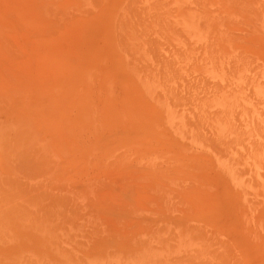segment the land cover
<instances>
[{"label":"rangeland","instance_id":"374dc122","mask_svg":"<svg viewBox=\"0 0 264 264\" xmlns=\"http://www.w3.org/2000/svg\"><path fill=\"white\" fill-rule=\"evenodd\" d=\"M0 1V5L3 8L8 7L10 9L11 5L16 4L15 6H20L24 9L23 10L21 8H18L19 10H16L17 8H15V6H12L11 9H14L12 11H17L18 13L16 14L20 15L16 16L14 15V13H10V10H3L0 6V17L3 20H6V22L2 21V24H8L10 22L9 26H15L14 28L10 27L12 29H10L9 26L5 24L4 28L2 27L3 25L0 26L1 28H3L0 29V41L2 44H0V46L2 47L0 48V62L1 64L3 62L2 65L4 66V63H6L7 65V60L4 59H7L5 58L6 55L8 59L10 56V62L12 63H10L8 60L9 66L11 64L13 67L15 63V67L17 68L16 69L13 67V71L11 70V66H5L10 72H16L15 75L10 73L3 66V75L5 74V72H8L7 75L9 74V78H5L7 75L5 74V77L2 75V65H0V78L4 79L3 81H1L2 79L0 80V87L4 86L5 89L3 90L2 87L0 88V90H2V92L7 90V92L4 94L0 92V97L4 96L5 94L6 96L8 94L13 95H8L10 99H8L9 97H4L6 98L5 104L9 101L10 102L4 106V108L6 109H4L5 115L3 114V111V113L0 112V120L3 121L4 124H8L9 122V124L16 126L15 130L13 129L12 134H10L11 141H16L15 139L17 138V134H19L18 131L20 129L28 128L25 129L26 131H28L29 128H31L32 130L34 129L33 132L29 131L34 134V136L31 137L36 138V136H40L39 138L37 137L38 142H40L44 147L48 143L49 146H52H46V148H50V151L52 153L51 156L47 157L51 162L50 163L48 161L49 164L47 163V171L45 167L44 170H42L40 165H37L40 162H32L36 164H31L32 166H34V168L39 167L38 169L42 170V172L38 170L39 174L36 175L37 172L35 171L37 169H32L30 171V169L33 167L31 166L30 169L27 168L28 166L30 167L29 164L31 163V160L29 159L30 157L28 156L29 151H24V153L27 152V154H23V150L17 155L11 153V155L13 154L15 156L12 155L13 158L9 159V156H3L4 153H6L4 152L5 148L6 150L9 148V140L7 139V143H4V145H2L3 142H0V144L2 145L0 146V148L4 147L3 153L0 150V180H3V182L0 181V215L3 219H5L0 221L3 222L0 226V236L2 237H0V241L2 240L0 242V264H19V260H22L23 258H25V260H22L23 264H32L31 259L33 260V258L34 260L37 259V264H39L40 261H44V264H47L46 262L50 261L52 262L48 264H59V262H61L60 264H135L137 260H139V264H141L140 261H142V264H154L153 260H157L161 264H167L168 262L172 263V261L174 262V260H176L177 262L175 264H181L182 262H184L182 264H194L196 261H198V264H204V260H201L200 258V260H196V258L200 256L203 257H201L202 259L209 258L206 259L205 262L209 260V262H211L212 264H264V145H261L258 148H256L255 146V142L258 139L262 141L261 144H264V138H259L261 133L258 132V135L256 137H251L247 134H244L247 143V145L244 146V152L246 154H249L250 156L247 157V155L243 154V156L240 157L243 159V163L241 165H238V171H234L233 167L230 166L228 168L227 164L226 166L224 164H221L223 162L221 159L222 157H216L214 155L215 153L210 150L209 147L208 149L210 151L206 148H203L202 142L198 141L199 139L197 137L196 139L198 140H194L197 142H194L192 140L195 138V136H189L187 134H185L186 137L185 135L181 134L180 136H184L185 138H180V136L178 135L181 132L178 131L176 127H172L171 125H169L167 122L165 123L167 125H165L163 122H160L158 126L154 124V121L156 120V118H158V115L161 119H163L161 117L162 113L160 111V114L157 115L156 111L158 110L152 102V99L147 95L144 85L142 83L139 84L136 81L135 68L128 65L133 58H131L132 51L130 47L138 46L140 42L151 39L153 37V34L151 32L152 27L149 26L150 24L155 28H159L161 25H166L165 23L167 21L173 20L174 22H172L171 24L172 26L176 24L173 27H178V32H174L176 31V29L174 28L175 30L173 29L172 33H176L175 37L177 39L181 41V39L189 40L193 37V39H190L193 41V43L191 44H185L187 41L185 42V40H183L181 44L182 47H187L186 45L194 46L196 45V37L202 36L201 31L205 32L206 30H208L206 27H210L211 23H213L211 17H213L214 15L212 14H216L217 10L222 8H226V11L230 10L234 12L236 4L235 2H233V0H193V3L190 0H167L170 1V4H167L168 2H166V4L171 5V8H173L171 11L168 10V15L170 13L173 15L170 14L171 19L170 17H167L169 19H164L163 17L162 19L166 20L165 22L162 20L164 24L161 23V20L159 18L160 16H157L156 18V15L158 13L155 10L158 8V12H161V9L163 10L164 8L169 7H162L161 9H159V4L156 6L153 5L155 3L154 0H152L153 2L148 0H146V2H144L145 0H69L72 3L68 2V0ZM11 1H14L12 2L13 4L10 3ZM41 1L42 3H46L42 4L41 6ZM34 2L36 3L34 4ZM140 2L145 3V5L148 4L147 7H150L151 11H147L148 9L145 5L138 4ZM187 2L190 6H188ZM70 4L72 6H70ZM149 4H151L153 8L151 7V5L149 6ZM161 4L165 5L164 3L160 2V5ZM193 4L195 5V8L193 7L195 10L190 9L191 5L193 6ZM39 5L40 7H38ZM29 9H34L37 11L39 9L40 11H43L32 12L31 10L29 11ZM140 9H142L143 12L146 11L148 13H141L142 11H140ZM21 10H23L22 13L20 12ZM129 10H133L134 12H131ZM25 11H29L30 13H26L31 15H26L24 17ZM197 11H200L199 13H202V15H197ZM4 12H6L8 16ZM135 12H137L136 14H148L147 17L138 16V18H145V21H148L149 19L151 20L149 14H154L152 17H155L157 21L160 22V24L156 23L157 21H154L155 18H153L152 22L149 21V25H145V23L147 24V22H145L144 20L142 22L138 18H136L137 16ZM195 12L197 14H195ZM42 13L43 16L45 14L46 15L43 17ZM158 15H161V13ZM18 17H20L21 19H19ZM49 17L52 20H50ZM135 18L136 20H138L136 21ZM146 18H148V20ZM198 18L200 19L197 21ZM31 19H36L34 21L40 19L38 20L39 22L37 21V23H40V26H37L36 23H33ZM194 19L196 20L193 21ZM228 19H224V25L226 27L227 25H229L228 27L230 30L233 29L235 32H237V34H235V38L233 39L234 45L230 46H238L242 49L244 48L245 51L244 49L241 51H244V54H248L249 56V58H244H248L250 63L253 62V71L264 73V64H262L264 63V34L260 33L261 31L264 32V28H260L261 30H259V28H257V30L256 28L252 29L250 27L252 26L251 20L249 21L248 19L247 21H249V23H244V25L241 24H243V22L246 20H244L243 22L239 21V23L242 22L240 25L236 23L238 20H242V18L234 19V23L232 21L233 18ZM25 21L28 22V24H25ZM50 21L51 23H49ZM227 21L228 24L226 23ZM229 22L232 24H229ZM194 23H196L200 27L203 24L202 27L204 29H199L197 26L195 27ZM21 24L26 28L24 29ZM45 24H47L48 27H46ZM52 24H56V26L54 25L53 27ZM234 24L239 25V27ZM246 25L250 29L246 27L244 32L246 31V29H249L250 31L244 33L243 29ZM50 26H52L51 29ZM179 26L181 27L180 30ZM182 27H184L183 31ZM6 28L9 30H6ZM15 28L18 30V33L17 31L15 32L17 33L16 36H27L26 34H29L28 32L31 30L30 37L33 36L35 38H27L28 41L25 40L26 37L21 39L19 37V39L16 38L14 36L15 33L13 32V29ZM31 28H34V31ZM26 29H29V31ZM209 29L210 31H213V28ZM10 30L13 31L11 32ZM24 30H26L27 33ZM38 30L39 32L42 31L43 34H45L43 35L42 32L38 34ZM23 31L24 33H21ZM35 31H37L38 33L36 34ZM240 31H242L244 34H242V32ZM182 32H189L184 36L187 35L186 37H191L179 38L181 37V35H183ZM5 33H7L6 36L9 35L6 37L8 38L9 42L6 40L3 41L2 36L5 35ZM177 33H180L181 35ZM196 33L200 36L196 35ZM146 34L147 36H145ZM242 35H246L248 37L247 42L244 41V38L247 39V37H242ZM10 36H12V38H10ZM13 36L15 37L14 39H18L20 42L18 43L17 40V42H15L16 45H23L19 47L21 49H19L18 46L14 47V40H12L11 42ZM41 37H46V39L44 38V40ZM60 37H64L63 40L55 39ZM20 40L23 41L21 42ZM43 40L45 41V46L40 47L43 45ZM24 41H26V43ZM36 43L39 45H37ZM40 43H42V45ZM50 43H52L50 45L51 47H47ZM27 44L30 46V48ZM28 48L30 49V51ZM31 48L34 50L35 54L32 53L33 50H31ZM234 48L236 50L237 47ZM1 49L6 50L4 52ZM237 49L240 51L239 48ZM19 50L21 52H18ZM13 51H15V53H13ZM248 51L250 53H245ZM16 53L18 55L16 56L17 59L14 57V54ZM24 53L26 54L25 57ZM37 53L40 55H38ZM43 56L44 59L42 58ZM46 56H48V58ZM57 56L61 60V65L59 62H57V60L59 59L57 58ZM115 57H118L119 59H116ZM15 59L17 63L14 62ZM56 62L57 64H55ZM49 65L52 67H50ZM256 65H258L261 69ZM52 68H54L55 70ZM137 68H140V66H138ZM18 69H20L21 72ZM40 69L47 70H45V73L43 72V77L40 76ZM57 70L62 71H59L60 73H58ZM55 71L58 73V75L57 73H55ZM17 73L19 76H17ZM13 75H15L17 79H20H15ZM129 75L130 77H128ZM39 76L41 77L40 80ZM12 78H14L15 80ZM42 78L43 80H45L44 78H46L45 81L47 82L43 81ZM129 79H131L130 83ZM16 80L19 82V85L17 84L18 82ZM20 81L22 82L20 83ZM39 81L41 82L39 83ZM127 83L132 85L135 90L134 93L132 92L133 88L131 86H128ZM124 89L127 90L126 93V90ZM14 96L15 98H13ZM134 96H138L135 97L136 100ZM11 99H14L15 103L14 101L11 102ZM135 101L137 103L136 106L134 104ZM129 102H133V104ZM11 103H13V105L15 106H12ZM142 103L144 105L141 106ZM7 105L10 106V110ZM133 106L136 108H133ZM12 107H14L15 110ZM22 107L24 108V110ZM79 107L81 108L79 109ZM82 107L86 108L82 111ZM7 111L12 112V115H10V113L9 115H7ZM142 113H146V115H143ZM149 113L150 120L147 118V114ZM174 117L175 116H173L172 118H178ZM7 118L9 120L11 118L13 123L15 124H13L11 120L8 121ZM153 118L155 119L154 121L152 120ZM45 119L52 122H45ZM146 120L147 122H149V124L151 123L152 126L151 124L149 125ZM1 121L0 124H2ZM64 122H67L69 126L63 128L66 125V123ZM162 123L163 126L167 127L168 129L160 126V124L162 125ZM5 126L7 127L8 125ZM55 126H57L60 131L56 128H52ZM8 127L10 128V126ZM47 127L48 129L46 130H49V134L48 131L45 132V134L49 136V138L52 137V139L54 140L60 138V135H62L64 132V135L61 136V139H59L60 141L56 140L58 141L57 143L51 139L47 140L49 141L48 143L47 141H45V139H47L48 137L44 136L45 134H43V130L41 131V129ZM49 127L52 128V131ZM16 128H18V131L16 130ZM171 129H173V131ZM168 130H170V132ZM37 131H41L40 134ZM55 131L58 132L59 135L56 136V134L54 133ZM162 131L167 132L165 133ZM34 132L36 133V136ZM60 132L62 134H60ZM176 132H178L179 134ZM26 133L28 134V132ZM51 133H54V135H52ZM21 134L22 136L24 135L23 132H21ZM67 134L69 135V137L67 136ZM171 134H174V136H171ZM0 135L1 137L5 136L7 138V132L4 130H0ZM31 137L25 136L26 139H32ZM188 137H190V139ZM169 138H173V140L170 141ZM178 139H180L181 141L177 142L179 141ZM40 140L43 142H41ZM53 141L55 142V144ZM188 141L191 144H189ZM31 142H28L27 146L30 147ZM45 142L46 144H44ZM197 143L198 145H196ZM189 145H191L192 147ZM201 147L203 150H201ZM16 156L21 158V160L18 159V161H21L20 163H18L17 161L16 162L19 164V166L23 162V164H25L24 168L27 169L26 171H20V168L16 169L18 164L16 162L14 164L13 162L16 160L14 159ZM31 158H33V156ZM11 160L12 162L10 163ZM27 171H29L32 175H30V173H27ZM43 172L47 175H45ZM33 174H35L36 176H33ZM55 177L56 179H54ZM51 178L54 181L51 180ZM108 179L110 180L108 181ZM25 180L28 182H25ZM48 182L51 185L47 186ZM153 182L157 183L154 184ZM160 183L164 186L167 183L169 184H167V187L165 186L162 190L163 185L161 186V188H159ZM31 184H34L35 186ZM60 184H64L62 188ZM131 185H133L132 188ZM137 185L140 186V188L135 187ZM155 185L159 186L157 191H155V188H157ZM169 185L172 186L170 187ZM5 187L7 190H5ZM52 187H55V189L53 190ZM21 188L25 190L20 191L22 190ZM122 188L123 190L121 191ZM151 188L155 192L151 191ZM168 188L169 190H167ZM31 189L34 191H32ZM56 189H58V192L55 191ZM70 189L72 190L70 191ZM120 191L121 195H119ZM168 191L169 193H171V195H173L172 193L175 192V196H170L169 193H167ZM20 192L25 194H22ZM40 192L42 193L40 194ZM82 192H84L85 194ZM114 192L116 193V195ZM126 192L127 194H125ZM138 192L140 196L137 195V197L136 194H138ZM157 192L160 194L164 192L167 194V196L163 194L165 196L164 197L161 194L160 197L159 194H157L159 196L157 197L160 198L159 200H163L164 202H159L156 205V203L158 202V198L156 199L155 194L153 195L152 193ZM21 194L24 197L22 196V198H20L19 196H21ZM32 194H34V196L38 199L35 198V200L33 199L34 202L30 203V200L32 201V199H30L32 198ZM38 194L40 195L38 196ZM44 196H48L50 199L62 201L63 207L66 206L67 208L73 209L69 211V215L66 213H62L63 218L61 217L57 220L51 221L50 223L52 224L50 225V227H48L47 225H49L50 223H47L50 220V217H48V215H45L46 212H44L43 209L42 213V207L40 206V201H43ZM81 197H83L82 200H84L85 202L87 201V203L83 202L84 204H80L82 200H77L81 199ZM64 198H68V200ZM105 198L106 200H104ZM164 198L170 200H166ZM23 199L25 202L28 201L27 203H30V205L28 204V208L26 206L27 203L25 206L19 205V203H21L20 201ZM71 200H74L76 204L79 203L78 206L83 205L84 209H87L86 211H90V213L95 210L96 212L94 211L93 215L96 217L94 218L93 216V219L91 218L93 222L91 220L85 219L86 217H84L83 219V216H81V214L84 215V213L80 212V209L82 211L83 209L77 207L75 205V202H71ZM123 201L125 202V205L127 204L126 208H124L125 206L123 205ZM153 201H155L156 203ZM70 202L74 203L71 204L73 205V207H71ZM166 202H168L169 204ZM38 203L39 205L37 206L39 207H37L38 210L35 211V214L37 212V214L39 215H34V209L32 208L33 210H31L30 212V206H34V204ZM85 204H87L88 207L89 205L92 206L88 209V207L86 208L87 205L85 206ZM149 204L151 205L148 206ZM18 205L20 206V208ZM118 205L120 206L118 207ZM174 205H176L178 208ZM156 206H158L159 208ZM74 207L76 209L78 208L77 211L74 209ZM128 207L130 208L128 209ZM131 207L133 209H131ZM9 208H12V210L8 211ZM98 208H100L101 210ZM161 208L164 209L161 210ZM19 209L22 210V214H19L21 213ZM25 210H28L30 213L27 215L26 212L28 213V211L25 212ZM72 210H75L76 212ZM86 211L85 213L87 215L89 212L87 213ZM24 215H26L25 218ZM65 215L68 217L67 219ZM35 216H38V218H36ZM42 216L47 217L44 218L46 219L45 221L44 219H42ZM77 216H79L78 222L80 223H77L78 225H75ZM87 216L88 218H90L91 215ZM70 217H73V219H75L76 221H74L72 218L69 219ZM96 218L98 219L97 221L95 220ZM23 219L28 220H25L27 221L25 222L23 221ZM62 219L63 221H65V219L67 221L63 223ZM68 219L74 221V223H70L71 221L69 222L74 229L72 228L70 230L71 227L69 226L68 229L67 225H65V223L68 222ZM39 220L46 223L43 222L44 225H41L40 223L42 222H37ZM23 222L25 223L24 226L22 225L24 224ZM91 222H98L97 224L94 223L95 225H93L95 227L99 226V228H94L91 225ZM35 223L38 224L36 225ZM55 223H59L57 224L59 226H56ZM69 223L68 225H70ZM118 223L122 224L118 226ZM158 223H160L161 225ZM88 224H90L93 229H90ZM81 225H83V228H85L86 234L83 233L84 230L82 229ZM44 226L47 227L44 228ZM54 226H56V229L54 228ZM74 226H77V229L80 227V230L76 231V228ZM174 226L177 227L175 228ZM38 227H43L42 231L44 234H41L42 231ZM65 227L68 231L65 229ZM63 228L65 230H63ZM87 228L91 231L90 235L89 233L87 234ZM184 228H187V231ZM145 229H149L151 230V232H149L148 230L146 233L144 232L146 231ZM39 230L41 233L37 232ZM50 230H52L53 232ZM56 230H60L61 232H58ZM97 230L99 233L95 234ZM117 230L118 232H115ZM179 231L181 233L179 235H182L183 237L181 236V238L183 239H180V236H178ZM136 232L142 233L137 234ZM148 232L150 233V235ZM51 234H53L55 237H53V235ZM152 234L153 236L155 235L154 237H156V240L153 236H151ZM175 234L176 236H178V240L187 242V244L185 242H182L184 244L178 243V245L185 246V248L181 246L184 249L183 251L185 252H187L186 250L189 247L188 251L190 253L188 252L185 254L183 251L179 252L181 250L180 246L178 247V245H174L176 244L175 241H177L174 239ZM135 235L141 236H139V238L136 236L137 238L133 239V236L135 237ZM81 236L85 238L82 239ZM147 236L149 238L151 237L152 241L147 242L150 240L147 238ZM61 237L62 239H60ZM143 237H146V241L145 238L143 240ZM185 239L188 241H186ZM162 240L166 242V246H170L169 249L166 246L163 247L165 243L162 244ZM153 242H155V244ZM167 242L174 244H167ZM66 243L69 245L68 247ZM207 243L209 246H207ZM59 245H63L62 248H60L61 246ZM153 245L157 246H155L156 250L152 251L151 249H153ZM197 245L198 247H201V250L199 248L197 249ZM64 246H66L68 250L66 248H63ZM177 247L179 249H177ZM164 250L165 252L161 253ZM194 250L203 252H196L195 255V252H193ZM69 251L71 252V255L69 254L70 257L65 256L67 252L70 253ZM205 251L206 253H204ZM150 252L152 253V255L156 253V257L155 255H153L154 257L151 256ZM168 252L170 254L167 255H169L170 257L164 259V257L167 256L165 255V253ZM192 252L194 255L192 254ZM182 253L185 254V256ZM203 253L209 254L208 256L201 255ZM188 254H190L189 257L191 256L190 258H192V261L187 256ZM138 255H140L141 257ZM19 256L23 258L16 259L19 258ZM222 256H224L225 258ZM113 257L116 259H114ZM228 257H230L232 261ZM111 258L112 260L110 261L109 259ZM74 260L81 261L76 262ZM216 260L219 261L215 263ZM125 261H127L128 263ZM199 261L201 263H199ZM206 263L210 264L208 263V261Z\"/></svg>","mask_w":264,"mask_h":264},{"label":"bare ground","instance_id":"6f19581e","mask_svg":"<svg viewBox=\"0 0 264 264\" xmlns=\"http://www.w3.org/2000/svg\"><path fill=\"white\" fill-rule=\"evenodd\" d=\"M6 1V0H5ZM17 1V0H16ZM34 1H36V0H34ZM50 1V0H49ZM131 1H133V0H131ZM141 1V0H140ZM148 1H151V2H153L152 0H148ZM164 1V2H163ZM154 0V2L156 3H154L153 5H158L159 4V9H161L162 7L164 8V7H169V8H164L163 10L161 9V12L159 11L158 12V8L155 10V11H157V13L158 14H160L161 13V15H158L157 13H155V14H157L156 15V18H157V16L160 18V20H161V23L162 24H164V22L166 21V20H164V19H169V18H167V17H170V19H171V16H170V11L173 9V8H171L172 6L171 5H167V4H170V1H167V0ZM190 1H192V3H193V0H190ZM228 1V0H227ZM230 1V0H229ZM1 2V1H0ZM12 2H14V1H11L10 3H12ZM68 2H70V3H72L71 1H69L68 0ZM130 2V1H129ZM144 2H146V0L144 1ZM150 2V3H151ZM157 2H159V3H157ZM160 2L161 3H164L165 5H163V4H161L160 5ZM166 2H168L167 4H166ZM233 2H235V4H236V7L234 8V12L233 11H230V10H227L226 11V8H222V9H219V10H217V13L216 14H212V15H214L213 17H211V19L213 20V23H211V26L210 27H206L208 30H206L205 32H202L201 31V35L202 36H200V35H198L197 33H196V35H198V36H200V37H196V45H194V46H191V45H186L187 47H182V41L183 40H185V44H187V43H193V41L192 40H190V39H193V37L192 38H190L191 36H189V37H186V36H184L185 34H187V33H189V32H187V33H183V35H181L180 33H177V34H180L181 35V37H179V38H190L189 40H187V39H181V41L179 40V39H177L175 36H176V33L175 34H173L172 32H173V29L175 28L176 29V31H174V32H178L177 31V28L178 27H173L174 25H176V24H174L173 26H172V22H174L173 20H171V21H167L165 24L166 25H161L159 28H155L154 26H152L151 24L149 25L148 23H150V22H152V20H153V18H155V17H152L153 15H150L149 14V17L151 18V20L149 19L148 20V18H146L148 21H145V18H138V16H146L147 17V15H143V14H140V13H138V14H136L137 12H135V14H136V18H138L140 21H142L143 22V20L145 21V22H147V24L145 23V25H149V26H151L152 27V34H153V37L151 38V39H147V40H144V41H142V42H140L139 43V45L138 46H133V47H130L131 48V51H132V56H131V58H132V60H131V62H129V66L130 67H133V68H135V72H136V81L140 84V83H142L143 85H144V87H145V90H146V92H147V95L152 99V102L154 103V105L156 106V108H157V110L158 111H156V113H157V115L158 114H160V111H161V113H162V118L163 119H161L160 117H159V115H158V118H156V120L153 118L152 120L154 121V124L156 125V126H158L159 125V123L160 122H163L164 124L167 122L169 125H171L172 127H176V129H178V131H180L181 133L179 134L178 132H176V133H178L179 135L178 136H180L181 134H183V135H185V134H187V135H189V136H195V138L194 139H192L193 141L196 139V137L199 139H196V140H198V141H201L202 142V147L203 148H206V149H208V147H209V149L210 150H212L215 154V156L216 157H222L221 159H222V163L221 164H224L225 166H226V164L228 165V168H229V166L230 167H233V169H234V171H238L239 170V168H238V165H241L242 163H243V159L242 158H240L241 156H243V154L244 155H247V157L248 156H250L249 154H246L245 152H244V146L245 145H247V143H246V140H245V137H244V134H247V135H249V136H251V137H256L257 135H258V132L259 133H261V135H260V137L259 138H264V73H262V72H257V71H253V62H249V56H248V54H244V51H245V49H244V51L242 52L241 50H243L242 48H240V47H238V46H230V45H234V41H233V39L235 38V34H237V32H235L233 29L232 30H230L229 29V25H227L228 24V21L226 22L227 24V27L224 25V19L226 18V20L228 19V18H233L232 19V21H233V23L235 22L234 21V19H241L242 18V20H238L236 23L237 24H241L244 20H246V21H244L243 22V24H241V25H244V23H246V24H248L249 23V21L251 20V24H252V26H250L252 29L253 28H256V30H257V28H259V30H261L260 28H264V0H233ZM3 3H4V1H3ZM25 3V2H24ZM36 2H34V4H35ZM44 3H46V2H44ZM44 3H42V1L40 2V5L42 6V4H44ZM48 3V2H47ZM191 3V2H190ZM1 4V3H0ZM13 4V3H12ZM26 4V3H25ZM67 4H69V3H67ZM85 4V3H84ZM138 4H143V5H145V3H138ZM187 4H188V2H187ZM4 5V4H3ZM16 5V4H15ZM15 5H11L10 7L12 8V6H15ZM40 5L38 6V7H40ZM142 5V6H143ZM151 4H149V6H150ZM185 5H186V3H185ZM1 6V5H0ZM70 6H72L71 4H70ZM140 6V5H139ZM146 7L148 6V4L147 5H145ZM161 6V7H160ZM188 6H190L189 4H188ZM217 6V5H216ZM135 7V6H134ZM133 7V8H134ZM144 7V6H143ZM142 7V8H143ZM151 7H152V5H151ZM174 7V6H173ZM195 8V5L193 4V6L191 5V10H195L194 8ZM1 8L3 9V10H10V13L12 12V13H14V15H18V14H16V13H18L17 11H12V10H14V9H9L8 7L6 8V7H2L1 6ZM0 8V9H1ZM14 8V7H13ZM15 8H17L16 10H19L18 8H21V9H23L22 7H18V6H15ZM30 8H32V7H30ZM33 8H35V7H33ZM90 8V7H89ZM153 8V7H152ZM175 8V7H174ZM193 8V9H192ZM232 8V7H231ZM87 9V8H86ZM91 9V8H90ZM89 9V10H90ZM138 9V8H137ZM148 9V10H147ZM147 9H145V10H147V11H151L150 9V7H147ZM210 9V8H209ZM212 9H215V8H212ZM230 9V8H229ZM233 9V8H232ZM2 10V11H3ZM24 10V9H23ZM23 10H21L20 12L22 13V11ZM31 9H29V11H30ZM61 10V9H60ZM144 10V9H143ZM168 10H170L169 11V15H168ZM197 10V9H196ZM8 11H7V13H8ZM29 11H25V15H24V17L26 16V15H31V14H28V13H26V12H29ZM32 12L33 11H36V12H42L43 10H39L38 9V11L37 10H34V9H32L31 10ZM62 11V10H61ZM74 11H76V10H74ZM129 11H133V10H129ZM140 11H142V9H140ZM153 11H154V9H153ZM167 13H165V12ZM226 11V12H225ZM229 11V12H228ZM19 12V13H20ZM134 12V11H133ZM164 12V13H163ZM200 12V11H199ZM198 11H197V13L195 12V14H197V15H202V13H199ZM225 12V13H224ZM1 13V12H0ZM5 14H7L6 12H4ZM30 13V12H29ZM63 13V12H62ZM141 13H148V12H146V11H142ZM150 13V12H149ZM35 14V13H34ZM37 14V13H36ZM134 14V13H133ZM227 14H229V15H227ZM233 14V15H232ZM1 15V14H0ZM3 15V14H2ZM33 15V14H32ZM46 15V14H45ZM44 15V16H45ZM48 15V14H47ZM171 15H173V14H171ZM197 15H196V17H197ZM232 15V16H231ZM7 16H8V14H7ZM18 16H20V15H18ZM42 16H43V13H42ZM43 16V17H44ZM57 16V15H56ZM166 16V17H165ZM23 17V16H22ZM35 17V16H34ZM34 17H31V18H34ZM164 17V19H162ZM202 17V16H201ZM3 18H6V17H3ZM12 18H14V17H12ZM19 19H21L20 17H18ZM133 18H134V16H133ZM136 18H135V20H136ZM155 18V20L154 21H157V19ZM0 26H2L3 28H4V24H2L3 22L2 21H4V22H6V20L4 19H2L1 17H0ZM25 19H27V18H25ZM49 19L50 20H52L50 17H49ZM49 19H48V21H49ZM137 19V20H138ZM142 19V20H141ZM200 18H198L197 19V21L199 20ZM247 19L249 20V21H247ZM22 20H24V19H22ZM32 20V19H31ZM34 20H36V19H33L32 20V22L33 23H36V25L37 26H40V23H37V21L38 20H40V19H38L37 21H34ZM136 20V21H137ZM162 20L164 21V22H162ZM196 19H194L193 21H195ZM229 20V19H228ZM139 21V22H140ZM150 21V22H149ZM201 21V20H200ZM204 21H207V20H204ZM203 21V22H204ZM231 21V20H230ZM239 21H242L241 23H239ZM31 22V21H30ZM39 22V21H38ZM248 22V23H247ZM10 23V22H9ZM5 24V25H7V26H9L10 24ZM13 23V22H12ZM28 24V22H26L25 21V24ZM45 23V22H44ZM46 23H47V20H46ZM49 23H51V21L49 22ZM156 23H158V24H160V22L159 21H157ZM167 23H169V24H167ZM176 23V22H175ZM196 23H198V22H196ZM196 23H194V25H195V27L197 26L199 29H204L203 27H202V25H201V27L200 26H198ZM201 23V22H200ZM200 23H199V25H200ZM14 24V23H13ZM12 24V25H13ZM137 24H142V23H137ZM158 24H157V27H158ZM206 24V23H205ZM229 24H232V23H230L229 22ZM237 24H234V25H237ZM251 24H249V25H251ZM31 25H34V24H31ZM46 25V27H48V25L47 24H45ZM53 25V27H54V25L56 26V24H52ZM169 25H171V26H169ZM222 25H223V27H222ZM239 25H237L238 27H239ZM17 26H19V25H17ZM21 26H23L22 24H21ZM26 26V25H25ZM142 26V25H141ZM6 27V26H5ZM10 27H15L14 25L13 26H9V28ZM24 27V26H23ZM51 27L52 26H50V29H51ZM163 27V28H162ZM165 27V28H164ZM180 27V26H179ZM233 27H235V26H233ZM232 27V28H233ZM246 27H248L247 25L244 27V29H243V32H244V30H245V28ZM3 28H1L0 27V29H3ZM26 27H24V29H25ZM61 28V27H60ZM170 30H169V29ZM183 28L184 27H182V31H183ZM209 28H213V31L211 30L210 31V29ZM249 28V27H248ZM10 29H12V28H10ZM30 29V28H29ZM29 29H26V30H28L29 31ZM32 30L34 29V28H31ZM46 29V28H45ZM151 29V28H150ZM174 29V30H175ZM181 29V27L179 28V30ZM187 29V28H186ZM197 29V28H196ZM235 29V28H234ZM239 29V28H238ZM250 29V28H249ZM249 29H246V33H247V31H250ZM6 30H9V29H7L6 28ZM14 30V31H13ZM13 30H10L11 32L13 31L14 33L17 31V33H18V30L15 28V29H13ZM21 30V29H20ZM19 30V31H20ZM26 30H24V31H26ZM188 30V29H187ZM242 30V29H241ZM5 31V30H4ZM24 31L23 32H21V33H24ZM34 31V30H33ZM48 31H50V30H48ZM62 31V30H61ZM234 33H233V32ZM9 32V31H8ZM38 32H39V30H38ZM37 31H35V33L37 34L38 33ZM42 31H40L38 34H40ZM67 32H69V31H67ZM186 32V31H185ZM240 32H242V31H240ZM242 32V34H244ZM257 32V31H256ZM17 33H15V37L16 38H18L19 36L17 35L16 36V34ZM26 33H27V31H26ZM29 34H26L27 36H22V37H19L20 39L21 38H25L26 37V41H28V39L27 38H32V37H30L31 35H30V33H31V30L28 32ZM34 33V32H33ZM62 33V32H61ZM260 33H263L264 34V32H260ZM6 34L7 33H5V35H3L2 36V38H3V41H8L9 42V40H8V38H6L7 36H9V35H7L6 36ZM42 34H43V32H42ZM45 34V33H44ZM43 34V35H44ZM48 34H49V32H48ZM1 35V34H0ZM19 35H20V33H19ZM190 35V34H189ZM238 35H239V33H238ZM240 35H241V33H240ZM246 35H248V34H246ZM246 35H242V37H247ZM13 36V39H11V42H12V40H14L13 42L15 43V42H17V40L19 39H14L15 37ZM42 36V35H41ZM60 36H61V34H60ZM67 36H68V34H67ZM66 36V37H67ZM145 36H147V34L145 35ZM183 36V37H182ZM143 37V36H142ZM259 37V36H258ZM10 38H12V36H10ZM35 37H33V39H34ZM39 38V37H38ZM42 39H46V37H41ZM64 38V37H63ZM63 38L62 37H60V38H55V39H60V40H63ZM249 38H251V37H249ZM37 39V38H36ZM35 39V40H36ZM44 39V40H45ZM138 39H142V38H138ZM144 39V38H143ZM245 40L244 41H248V37H247V39L246 38H244ZM38 40V39H37ZM36 40V41H37ZM43 40V45H42V43H40L42 46H40V47H43V46H45L44 45V41ZM257 40V39H256ZM21 41V40H20ZM23 41V40H22ZM21 41V42H22ZM26 41H24L25 43H26ZM65 41V40H64ZM192 41V42H191ZM8 42H6V43H8ZM233 42V43H232ZM5 43V42H4ZM18 43H20L19 42V40H18ZM28 43V42H27ZM53 43V42H52ZM52 43H50L47 47H49ZM0 44H1V41H0ZM37 44V43H36ZM195 44V43H194ZM2 45V44H1ZM9 45V44H8ZM10 45H11V43H10ZM14 45V47L15 46H18V44L16 45V43L15 44H13ZM28 45V44H27ZM37 45H39V44H37ZM251 45V44H250ZM3 46H4V44H3ZM20 46H23L22 44L20 45ZM20 46H18V48L20 47ZM29 46V45H28ZM27 46V47H28ZM190 46V47H189ZM51 47V46H50ZM231 47H232V49H233V51H232V49H231ZM234 47H237V48H239L240 49V51L236 48V50H235V48ZM0 48H2L1 46H0ZM11 48V47H10ZM25 48V47H24ZM29 48H30V46H29ZM28 48V49H29ZM19 49H21V48H19ZM252 49V48H251ZM1 50H3L4 52H5V50L4 49H1ZM31 50H33L32 48H31ZM8 51H10V50H8ZM7 51V52H8ZM24 51V50H23ZM29 51H30V49H29ZM16 52H17V50H16ZM18 52H21L20 50L18 51ZM28 52V51H27ZM49 52V51H48ZM47 52V53H48ZM59 52V51H58ZM124 52V51H123ZM252 52V51H251ZM13 53H15V51H13ZM23 53V52H22ZM33 54H35V52H34V50H33V52H32ZM31 53V54H32ZM60 53V52H59ZM245 53H250L249 51L248 52H245ZM6 54V53H5ZM25 54V53H24ZM28 54V53H27ZM30 54V53H29ZM38 54V53H37ZM58 54V53H57ZM9 55V54H8ZM38 55H40V54H38ZM246 55V56H245ZM5 56V55H4ZM16 56H18L17 55V53L16 54H14V57L16 58ZM19 56H21V55H19ZM26 56V54L24 55V57ZM29 56V55H28ZM42 56V55H41ZM56 56V55H55ZM47 58H48V56H46ZM45 57V58H46ZM123 57V56H122ZM244 57H248L247 59L246 58H244ZM0 58H1V56H0ZM5 58H7V59H4V57H3V59L4 60H7L6 62L8 63L7 65H6V63H4L5 64V66L6 67H12V65L10 64V66H9V62H10V60H11V58H10V56H9V59H8V57H7V55L5 56ZM21 58V57H20ZM43 59H44V56L42 57ZM57 58H59L58 56H57ZM116 58V57H115ZM260 58V57H259ZM2 59V60H3ZM14 59V58H13ZM17 59V58H16ZM16 59H15V61L14 62H16ZM22 59V58H21ZM25 59H27V58H25ZM39 59H41V58H39ZM53 59H55V58H53ZM116 59H119L118 57L116 58ZM8 60H9V62H8ZM128 60V59H127ZM1 61V60H0ZM13 61V60H12ZM117 61V60H116ZM13 62V63H14ZM27 62H28V60H27ZM57 62H61V60H60V58L57 60ZM57 62L55 63V64H57ZM118 62H120V61H118ZM10 63H12V62H10ZM17 63V62H16ZM262 63V62H261ZM2 64H3V62H2ZM1 64V62H0V65H2ZM25 64H27V63H25ZM262 64H264V63H262ZM60 65H61V63H60ZM4 65H2V75H3V69H4V67H3ZM19 66H21V65H19ZM50 66V65H49ZM138 66H140V68H137ZM256 66H258V65H256ZM261 66H263V65H261ZM5 67V69H7ZM13 67L14 68H16L15 67V63H14V65H13ZM11 68V70H13L14 68ZM50 67H52V66H50ZM259 67V66H258ZM264 67V66H263ZM0 68V69H1ZM18 68H21V67H18ZM260 68V67H259ZM10 69V68H9ZM17 69V68H16ZM15 69V70H16ZM47 69V68H46ZM45 69V70H46ZM51 69V68H50ZM52 69H54V68H52ZM261 69V68H260ZM8 70V69H7ZM18 70H20V69H18ZM45 70H39V72H41L39 75L41 76V77H43L44 75V73L47 71H45ZM49 70V69H48ZM55 70V69H54ZM128 70V69H127ZM263 70H264V68H263ZM9 71V70H8ZM14 71V70H13ZM17 71V70H16ZM58 71V73H60L59 71H62V70H57ZM133 71V70H132ZM10 72V71H9ZM20 72H21V70H20ZM24 72V71H23ZM44 72V73H43ZM7 73L8 72H5V74L7 75ZM10 73H12V74H15L16 75V72H10ZM55 73H57L56 71H55ZM58 73H57V75H58ZM134 73V72H133ZM259 73V74H258ZM3 75L4 77L6 76V75ZM65 74V73H64ZM9 75V74H8ZM6 76L5 78H9V76ZM15 75H13V77H15ZM128 75V74H127ZM11 76V75H10ZM17 76H19L18 75V73H17ZM39 76V80H40V77ZM3 77V78H4ZM107 77V76H106ZM128 77H130V75L128 76ZM2 78H0V80H1ZM12 79H14V78H12ZM15 79H17V77H15ZM14 79V80H15ZM18 79H20V78H18ZM17 79V80H18ZM45 80H46V78H44ZM4 79H2L1 81H3ZM13 80V81H14ZM16 80V81H17ZM42 80H43V78H42ZM45 80H43V81H45ZM130 80L131 79H129V83H130ZM42 81V82H43ZM80 81V80H79ZM18 82V81H17ZM16 82V83H17ZM22 81H20V83H21ZM41 81H39V83H40ZM45 82H47V81H45ZM127 82H128V79H127ZM8 83V82H7ZM129 83H127L128 84V86H131L132 87V85H130ZM9 84V83H8ZM18 85H19V82L17 83ZM42 84V83H41ZM135 84V83H134ZM5 85V84H4ZM2 86V85H1ZM128 86H127V88H128ZM3 87V90H5L4 89V86H2ZM2 87H0V88H2ZM17 88H18V86H17ZM124 88V87H123ZM133 88V87H132ZM131 88V89H132ZM142 89V88H141ZM30 90V89H29ZM123 90V89H122ZM124 90H126V89H124ZM133 91V93L135 92V90H134V88L132 89ZM128 91H129V89H128ZM0 92L1 93H6L7 92V90L6 91H4V92H2V90H0ZM127 92V90L125 91V93ZM132 93V94H133ZM144 93V92H143ZM1 95V94H0ZM8 95H10V94H8ZM6 96V94L4 95V96H1L0 97V112L1 113H3L6 109L4 108V106L7 104V103H9L10 101L9 100H7V101H9V102H7L6 104H5V100H6V98H4V97H9V96ZM76 95V94H75ZM136 95V94H135ZM10 96H13V95H10ZM31 97V96H30ZM135 97H138V96H134V98ZM146 97V96H145ZM13 98H15V96L13 97ZM8 99H10V97L8 98ZM12 101L11 102H13L14 101V99H11ZM135 100H136V98H135ZM30 101V100H29ZM133 102H134V100H133ZM133 102H129V103H131V104H133ZM14 103H15V101H14ZM135 106H136V101H135ZM10 105V104H9ZM9 105H7L8 106V108H9V110H10V106ZM11 105L12 106H15V105H13V103H11ZM140 105V104H139ZM142 105H144L143 103L141 104V106ZM146 106V105H145ZM147 107V106H146ZM13 109H14V107H12ZM23 108V107H22ZM81 107H79V109H80ZM83 109H82V111L86 108V107H82ZM133 108H136V107H134L133 106ZM138 108H139V106H138ZM148 108V107H147ZM5 109V110H4ZM15 110V109H14ZM23 110H24V108H23ZM148 110V109H147ZM3 111V112H2ZM143 111H144V109H143ZM25 112V111H24ZM79 112H80V110H79ZM0 113V114H1ZM9 113H10V115H12L11 113L12 112H9V111H7V115H9ZM26 113V112H25ZM140 113V112H139ZM153 113V112H152ZM4 115H5V112L3 113ZM2 114V115H3ZM143 114V113H142ZM3 115V116H4ZM6 115V116H7ZM33 115V114H32ZM143 115H146V113L145 114H143ZM153 115V114H152ZM34 116V115H33ZM147 118L150 120V113L149 114H147ZM173 116H175V117H178V118H175V119H173L172 117ZM29 117V116H28ZM36 117V116H35ZM143 117H145V116H143ZM157 117V116H156ZM12 118V117H11ZM10 118V120L12 121V119ZM15 118V117H14ZM14 118H13V120H14ZM37 118V117H36ZM35 118V119H36ZM8 119V118H7ZM39 119V118H38ZM47 119V118H46ZM45 119V122H47V121H49V120H46ZM146 119V118H145ZM9 119H8V121H10ZM17 120V119H16ZM37 120V119H36ZM65 120V119H64ZM134 120V119H133ZM148 120V121H149ZM1 121V120H0ZM42 121V120H41ZM44 121V120H43ZM7 122V121H6ZM5 122V123H6ZM15 122V121H14ZM17 122V121H16ZM21 122V121H20ZM19 122V123H20ZM35 122V121H34ZM49 122H52V121H49ZM146 122H147V120H146ZM1 123L2 124H0V130L2 131V130H4V131H6L7 132V138L5 137V136H2L1 137V135H0V142H3V144L2 145H4V143H7V139L9 140V148L6 150V148H5V151H4V147L3 148H0V150H1V152L3 153V151L4 152H6V153H4V155L3 156H9V159H12L13 158V156H15V155H17L19 152H21L22 150H23V154H27V152L29 151V153H28V156L30 157L29 159L31 160V163L29 164L30 165V167L28 166L27 168L28 169H30L31 168V166L32 165H36L35 163H36V161H38L37 163H42V164H37V165H40V167H41V169L42 170H44V167H45V169L48 167V164H49V160H48V158L47 157H49V156H51L52 155V153H51V151H50V148L49 147H52V146H49V141H47L48 139H51V140H54V139H52V137L51 138H49V136H47L46 134H45V132H47L48 131V134H49V130H46V129H48V127L47 128H44V129H41V131L43 130V134H45L44 136H47L48 138L47 139H45V141H47V143L48 144H46V142L44 143V144H46V146L48 145L49 147L48 148H46V146L44 147L40 142H38V138L40 137H38V136H36V133H35V136H36V138H33V137H31V136H34V134L32 133L33 132V130L31 129V128H29V130L28 131H26L25 129H28V128H25V129H20L19 131H18V128H16V130L19 132V134H17V138L15 139L16 141H11V137H10V134H12V130L14 129L15 130V125H11V124H9V122H8V124L6 123V124H4V122L3 121H1ZM12 123H13V121H12ZM64 123H66V125L63 127V128H66V126H69L68 124H67V122H64ZM69 123V122H68ZM148 124H149V122H147ZM163 123H162V125L160 124V126H163ZM13 124H15V123H13ZM52 124V123H51ZM50 124V125H51ZM151 124V123H150ZM149 124V125H150ZM5 125H8V126H10V128L7 126H5ZM50 125H48V126H50ZM56 125H57V123H56ZM134 125V124H133ZM165 125H167V124H165ZM12 126V127H11ZM151 126H152V124H151ZM155 127V126H154ZM164 127V126H163ZM39 128V127H38ZM49 128H51V127H49ZM52 128H56V129H58V127L57 126H55V127H52ZM52 128L50 129L51 131H52ZM160 128V127H159ZM164 128H167V127H164ZM31 129V130H30ZM86 129V128H85ZM154 129V128H153ZM168 129V128H167ZM169 129H170V127H169ZM59 130V129H58ZM172 131H173V129H171ZM29 131H32V132H29ZM41 131H37L39 134H40V132ZM50 131V132H51ZM60 131V130H59ZM169 132H170V130H168ZM171 131V132H172ZM21 132H23L24 133V135L22 136V134H21ZM26 132H28V134L26 133ZM162 132H165V131H162ZM167 132V131H166ZM165 132V133H166ZM33 135H32V134ZM55 134H56V136L57 135H59L58 134V132H54ZM54 133H51L52 135H54ZM68 133V132H67ZM174 133V132H173ZM60 134H62L61 132H60ZM64 135V132H63V134L62 135H60V138H58V139H56V140H58V141H60L59 139H61V136H63ZM70 135H71V133H70ZM25 136H29V137H31L32 139H26L25 138ZM43 136V137H44ZM67 136L69 137V135L67 134ZM171 136H174V134L172 135L171 134ZM176 136V135H175ZM55 137V136H54ZM53 137V138H54ZM181 137H183V138H185L186 137V135H185V137L184 136H180V138ZM56 138V137H55ZM189 139H190V137H188ZM41 139H43V138H41ZM69 139V138H68ZM67 139V140H68ZM170 139V141L171 140H173V138L171 139V138H169ZM188 139V140H189ZM35 140V141H34ZM56 140H54L56 143L58 142V141H56ZM175 140V139H174ZM177 140V139H176ZM179 141H177V142H180L181 140L180 139H178ZM185 140V139H184ZM31 141H34V142H31ZM41 141V140H40ZM53 141V142H54ZM191 141V140H190ZM28 142H31V144L33 145H31L30 143V147L29 146H27L28 145ZM41 142H43V141H41ZM52 142V141H51ZM55 142H54V144H55ZM185 142V141H184ZM187 142V141H186ZM189 142V141H188ZM194 142H197V141H194ZM261 140L260 139H258L256 142H255V146H256V148H258L259 146H261V145H264V144H261ZM35 143V144H34ZM74 143V142H73ZM182 143V142H181ZM199 143V142H198ZM198 143L196 144V145H198ZM13 144V145H12ZM189 144H191L190 142H189ZM1 144H0V146H2ZM35 145V146H34ZM52 145V144H51ZM170 145H171V142H170ZM178 145V144H177ZM10 146H12V147H10ZM23 146H25V147H23ZM61 146V145H60ZM180 146V145H179ZM183 146V145H182ZM189 146H191V145H189ZM35 147V148H34ZM69 147V146H68ZM75 147V146H74ZM192 147V146H191ZM202 147H201V150H203L202 149ZM181 148V147H180ZM197 148V147H196ZM12 149V150H11ZM182 149V148H181ZM208 149V150H209ZM239 149H241V150H239ZM191 150V149H190ZM209 150V151H210ZM12 151V152H11ZM24 151H27V152H25L24 153ZM208 151V152H209ZM211 151V152H212ZM207 152V151H206ZM9 153H10V155H9ZM11 153H14L15 155H11ZM210 153V152H209ZM170 155H172V154H170ZM211 155V154H210ZM212 155H213V153H212ZM11 156V157H10ZM33 156V158H31ZM171 157V156H170ZM7 158V157H6ZM5 158V159H6ZM47 158V159H46ZM219 158V159H220ZM8 159V158H7ZM8 159V160H9ZM14 159H16L15 161H13L14 162V164H15V162L17 161L18 163H20L21 161H18V159H20L21 160V158H19V157H15ZM218 159V158H217ZM27 160V159H26ZM52 160V159H51ZM49 161V162H48ZM217 161V160H216ZM12 162V160L10 161V163ZM16 162V163H17ZM32 162H35V163H32ZM78 162V161H77ZM3 163H5V162H3ZM17 163V164H18ZM25 163V162H24ZM48 163V164H47ZM51 163V162H50ZM16 164V165H17ZM32 164V165H31ZM20 166H23V167H20ZM20 166H19V164L17 165V168L16 169H19L20 168V171L22 170H24V171H26L27 169H25L24 167H25V164H23V162L20 164ZM33 168H31L30 169V171L32 170V169H37L35 172H37V174L36 175H38L39 174V171L40 172H42V170L41 169H38L39 167H36V168H34V166H32ZM223 167V166H222ZM227 168V167H226ZM51 169V168H50ZM179 169V168H178ZM181 169V168H180ZM238 169V170H237ZM39 170V171H38ZM46 171H47V169H46ZM250 171V170H249ZM2 172V171H1ZM131 172H132V170H131ZM130 172V173H131ZM251 172V171H250ZM24 173H26V172H24ZM27 173H30L29 171H27ZM34 173V172H33ZM44 173V172H43ZM42 173V174H43ZM129 173V174H130ZM148 173V172H147ZM35 174H33V176H36ZM45 174V173H44ZM149 174V173H148ZM236 174H238V173H236ZM30 175H32L31 173H30ZM41 175V174H40ZM39 175V176H40ZM45 175H47V174H45ZM153 175H154V173H153ZM114 176H116V175H114ZM41 177V176H40ZM45 177V176H44ZM110 177V176H109ZM136 177V176H135ZM2 178V177H1ZM22 178V177H21ZM23 178H24V176H23ZM126 178V177H125ZM15 179V178H14ZM25 179H26V176H25ZM34 179V178H33ZM54 179H56V177L54 178ZM171 179V178H170ZM16 180V179H15ZM29 180V179H28ZM35 180V179H34ZM42 180V179H41ZM40 180V181H41ZM51 180H53L52 178H51ZM110 179H108V181H109ZM1 182H3V180H0ZM32 181V180H31ZM54 181V180H53ZM98 181V180H97ZM112 181V180H111ZM169 181V180H168ZM172 181V180H171ZM14 182V181H13ZM18 182V181H17ZM25 182H28V181H26L25 180ZM33 182V181H32ZM32 182H30V183H32ZM59 182V181H58ZM142 182V181H141ZM155 182V181H154ZM153 182V183H154ZM61 183V182H60ZM65 183V182H64ZM93 183V182H92ZM109 183V182H108ZM136 183V182H135ZM157 183V182H156ZM156 183H154V184H156ZM171 183V182H170ZM173 183V182H172ZM177 183V182H176ZM23 184V183H22ZM39 184V183H38ZM44 184V183H43ZM62 184V183H61ZM60 184V185H61ZM101 184V183H100ZM103 184H104V182H103ZM133 184V183H132ZM159 184V183H158ZM157 184V185H158ZM167 184H169V183H167ZM167 184H165V186L167 187ZM31 185H34V184H31ZM40 185V184H39ZM41 185H42V182H41ZM49 185H51V184H49V182H48V185L47 186H49ZM64 185V184H63ZM63 185H61V188L63 187ZM134 185V184H133ZM133 185H131V188H132V186ZM163 184H161L160 183V187L159 186H156L157 188H155V191H157L158 190V187L159 188H161V186H162ZM175 185V184H174ZM177 185V184H176ZM35 186V185H34ZM38 186V185H37ZM58 186V185H57ZM98 186V185H97ZM102 186V185H101ZM104 186H105V184H104ZM110 186V185H109ZM164 185L162 186L163 188H162V190L164 189V187H165ZM170 187L172 186V185H169ZM21 187V186H20ZM24 187V186H23ZM22 187V188H23ZM81 187V186H80ZM84 187H85V185H84ZM135 187H139L140 188V186H135ZM142 187V186H141ZM21 188V189H22ZM34 188V187H33ZM59 188V187H58ZM110 188H112V187H110ZM109 188V189H110ZM126 188H127V186H126ZM52 189L54 190L55 189V187H52ZM97 189H98V187H97ZM115 189V188H114ZM117 189V188H116ZM129 189H130V187H129ZM129 189H127V190H129ZM5 190H7L6 189V187H5ZM23 190H25V189H22V190H20V191H23ZM32 190V189H31ZM72 189H70V191H71ZM83 190H84V188H83ZM105 190V189H104ZM120 190V189H119ZM123 190V188L121 189V191ZM131 190H133V189H131ZM140 190H142V189H140ZM159 190H161V189H159ZM167 190H169V188L167 189ZM26 191H28V190H26ZM26 191H24V192H26ZM32 191H34V190H32ZM31 191V192H32ZM55 191H57L58 192V189H56ZM97 191H99V190H97ZM101 191V190H100ZM109 191V190H108ZM121 191H120V193H119V195H121ZM137 191H138V189H137ZM151 191H153V189L151 188ZM151 191H150V195H151ZM155 191H153V192H155ZM165 191H166V189H165ZM171 191H173V190H171ZM57 192H56V194H57ZM104 192V191H103ZM111 192H113V191H111ZM117 192V191H116ZM130 192V191H129ZM136 192V191H135ZM141 192V191H140ZM159 192V191H158ZM152 193L153 195L155 194V196H156V199L162 194V196H164L163 194H165V196H167V194L166 193ZM9 193V192H8ZM20 193H22V192H20ZM42 192H40V194H41ZM62 193V192H61ZM82 193H84V192H82ZM87 193H89V192H87ZM115 193V192H114ZM124 193V192H123ZM137 193V192H136ZM143 193V192H142ZM167 193H169V191L167 192ZM10 194V193H9ZM22 194H25V193H22ZM21 194V196H19L20 198H22V195ZM27 194H29V193H27ZM26 194V195H27ZM40 194H38V196L40 195ZM85 194V193H84ZM125 194H127V192L125 193ZM157 194H159V196L157 195ZM173 195H171V193H169V195L170 196H175L174 194H175V192H173L172 193ZM115 195H116V193H115ZM123 195V194H122ZM137 195H139L140 196V194H139V192H138V194H136V196ZM34 196V194H32L31 195V197L32 198H30V196H29V198L30 199H32V201L30 200V203H33L34 202V200H35V198H37V197H33ZM82 196V195H81ZM87 196V195H86ZM85 196V197H86ZM100 196V195H99ZM105 196V195H104ZM125 196V195H124ZM158 196V197H157ZM164 196V197H165ZM24 197V196H23ZM63 197H65V196H63ZM76 197V196H75ZM75 197H73V198H75ZM131 197V196H130ZM138 197V196H137ZM142 197H143V195H142ZM161 197V196H160ZM45 198V199H44ZM44 198H43V201H40V206L42 207L41 208V211H42V209H43V211L44 212H46L45 213V215L47 216L48 215V217H50L49 219V221H48V223L47 224H49L51 221H53V220H57L58 218H61L62 217V213L63 214H70V210L71 209H73V208H67L66 206H64L63 207V202L62 201H58V200H55V199H50L48 196L47 197H45L44 196ZM70 198V197H69ZM77 198H79V197H77ZM87 198V197H86ZM107 198V197H106ZM106 198L104 199V200H106ZM129 198V197H128ZM25 199V198H24ZM24 199L23 200H21L20 202L21 203H19V205L20 206H25L26 205V203L28 202H25L24 201ZM34 199V200H33ZM38 199V198H37ZM64 199H67L68 200V198H64ZM83 199V197H81V199H78L77 201H81ZM109 199V198H108ZM142 199V198H141ZM160 198H158L157 200H158V202L156 203L155 201H153V202H155L156 203V205L159 203V202H162V201H160L159 200ZM164 199H166V200H170V199H167V198H164ZM174 199V198H173ZM172 199V200H173ZM26 200V199H25ZM86 200H88V199H86ZM90 200V199H89ZM110 200V199H109ZM144 200V199H143ZM156 200V201H157ZM74 201V200H73ZM72 200H71V202H73ZM101 201V200H100ZM145 201H147V200H145ZM23 202H24V205H23ZM70 202V205L71 204H74V203H71ZM75 202V201H74ZM83 202H85L84 200H82L81 201V203L80 204H84ZM89 202H91V201H89ZM92 202H94V201H92ZM111 202H113V201H111ZM124 202V201H123ZM122 202V203H123ZM164 202V201H163ZM30 203H27V208H28V206L30 205ZM85 203H87V201L85 202ZM121 203V204H122ZM150 203V202H149ZM166 203H168V202H166ZM172 203V202H171ZM174 203H176V202H174ZM22 204V205H21ZM29 204V205H28ZM96 204V203H95ZM111 204V203H110ZM116 204V203H115ZM152 204V203H151ZM151 204H149L148 206H150ZM169 204V203H168ZM4 205V204H3ZM18 205V206H19ZM36 205V206H35ZM37 205H39V203L38 204H34V206L32 207V206H30L31 208H30V212H31V210H33V212H34V215H36L37 214V212H36V214H35V211L36 210H38V208L37 207H39V206H37ZM75 205L77 206V207H80V208H82L83 209V211L80 209V212H83L84 213V215L83 214H81L79 211V213L81 214V216H83V219H84V217H86L85 219H88V220H91V218L93 219V212L95 211H92L91 213H90V211H86L85 209H84V206L82 207L81 205L80 206H78L79 205V203H77L76 204V202H75ZM87 204H85V206H86ZM112 205V204H111ZM123 205L125 206H123L124 208H126L127 206V204L125 205V202L123 203ZM155 205V204H154ZM20 206H19V208H20ZM69 206V205H68ZM75 206V207H76ZM92 206V205H91ZM90 205H89V207H91ZM94 206V205H93ZM120 205H118V207H119ZM147 206V205H146ZM159 206V205H158ZM158 206H156V207H158ZM171 206V205H170ZM174 206H176V205H174ZM71 207H73V205H71ZM74 207V209L77 211V209ZM88 207V205L86 206V208ZM89 207H88V209H89ZM111 207V206H110ZM152 207V206H151ZM155 207V208H156ZM160 207V206H159ZM158 207V208H159ZM177 207V206H176ZM25 208V207H24ZM33 208V209H32ZM106 208V207H105ZM123 208V209H124ZM130 207H128V209H129ZM153 208V207H152ZM157 208V209H158ZM171 208H174V207H171ZM170 208V209H171ZM178 208V207H177ZM4 209H5V207H4ZM98 209H100V208H98ZM119 209V208H118ZM131 209H133L132 207H131ZM147 209V208H146ZM151 209V208H150ZM162 209H164V208H161V210ZM12 210V208H9L8 209V211H11ZM20 210V209H19ZM75 210H72V211H75ZM88 213L87 215H91L90 216V218H88V216L86 215V213H85V211ZM101 210V209H100ZM127 210V209H126ZM175 210V209H174ZM24 211V210H23ZM26 211H28V210H25V212ZM40 211V212H41ZM43 211H42V213H43ZM68 211V212H67ZM75 211V212H76ZM99 211V210H98ZM105 211V210H104ZM159 211V210H158ZM157 211V212H158ZM20 212L21 213H19V214H22V210H20ZM29 211H28V213L26 212V214L28 215L29 213H30ZM32 212V213H33ZM96 212V211H95ZM112 212V211H111ZM174 212V211H173ZM4 213V212H3ZM39 213V212H38ZM68 214V215H69ZM97 214V213H96ZM95 214V215H96ZM37 215H39V214H37ZM99 215H101V214H99ZM140 215V214H139ZM1 216V215H0ZM25 216L26 215H24V218H25ZM46 216H42V219H44V218H47ZM66 216V215H65ZM36 218H38V216H35ZM40 217V216H39ZM78 217L79 216H77V221L75 220V219H73V217H70L69 219H73L74 221H76V223H75V225H78L80 222H78ZM96 216H94V218H95ZM100 217H102V216H100ZM145 217H147V216H145ZM28 218V217H27ZM63 218V217H62ZM68 217L66 216V219H67ZM52 219V220H51ZM65 219V221H67ZM68 219V222L67 223H65V225H67V228L70 226L71 228H70V230L73 228L72 226H71V224L70 223H74V221L73 220H69ZM106 219V218H105ZM114 219V218H113ZM149 219V218H148ZM2 220H5V219H3L2 218V216H1V218H0V221H2ZM25 220H28V219H23V221H25ZM35 220V219H34ZM46 219H44V221H45ZM60 220V219H59ZM88 220H87V222H88ZM96 221L98 220L97 218L95 219ZM107 220V219H106ZM109 220V219H108ZM127 220V219H126ZM125 220V221H126ZM166 220V219H165ZM7 221V220H6ZM44 221H41V220H39V221H37V222H42V223H40L41 225H44L43 224V222ZM62 221H63V219H62ZM65 221H63V223L65 222ZM71 221V222H70ZM92 222H93V220H91ZM105 221V220H104ZM125 221H123V222H125ZM173 221V220H172ZM175 221V220H174ZM25 222H27V221H25ZM59 222V221H58ZM70 222V223H69ZM87 222H86V224H87ZM91 222V223H92ZM100 222V221H99ZM109 222V221H108ZM108 222H106V223H108ZM167 222V221H166ZM1 223H3V222H0V226H1ZM24 223V222H23ZM32 223H34V222H32ZM44 223H46V222H44ZM54 223V222H53ZM68 223L70 224V225H68ZM78 223V224H77ZM94 223H96V222H94ZM94 223H92L91 225L94 227V228H99V226L98 227H95L94 225ZM98 223V222H97ZM96 223V224H97ZM105 223V224H106ZM160 223H161V221H160ZM160 223H158V224H160ZM174 223H176V222H174ZM178 223V222H177ZM27 224V223H26ZM36 224V223H35ZM38 224V223H37ZM36 224V225H37ZM40 224H39V226H40ZM52 223H50L49 225H47L48 227H50V225H51ZM56 224V226H59V225H57V224H59V223H55ZM94 224V225H93ZM120 224H122V223H118V226L120 225ZM23 226L25 225V223L24 224H22ZM33 225V224H32ZM89 225V227H90V229L92 228L91 227V225L90 224H88ZM161 225V224H160ZM163 225V224H162ZM165 225V224H164ZM47 226H44V228L45 227H47ZM56 226H54V228L56 229ZM97 226V225H96ZM117 226V225H116ZM122 226V225H121ZM129 226V225H128ZM178 226V225H177ZM176 226V227H177ZM183 226V225H182ZM182 226H181V228H182ZM186 226V225H185ZM3 227V226H2ZM22 227V226H21ZM27 227V226H26ZM75 227V226H74ZM79 227V226H78ZM81 227H82V229L84 230V232L83 233H85L86 234V232H85V228H83V225H81ZM113 227V226H112ZM124 227V226H123ZM130 227H132V226H130ZM129 227V228H130ZM156 227H157V225H156ZM163 227V226H162ZM175 227V226H174ZM175 227V228H176ZM179 227V226H178ZM1 228V227H0ZM28 228V227H27ZM41 231H42V228H40V227H38ZM37 228V229H38ZM76 228V231H78V230H80V227L77 229V226L75 227ZM118 228V227H117ZM120 228V227H119ZM122 228V227H121ZM136 228V227H135ZM65 229H66V227H65ZM64 228H63V230H65ZM69 229V228H68ZM74 229V228H73ZM93 229V228H92ZM104 229V228H103ZM123 229V228H122ZM156 229V228H155ZM171 229V228H170ZM185 230L187 229V228H184ZM40 230L39 231H37V232H39V233H41L40 232ZM53 230V229H52ZM52 230H50V231H52ZM67 230V229H66ZM87 230H88V228H87ZM146 231H144V232H146L147 233V231L149 230V229H145ZM175 230V229H174ZM178 230H179V228H178ZM56 231H58V232H61L60 230H56ZM68 231V230H67ZM89 231V232H88ZM87 231V234L89 233V235H90V233H91V231L90 230H88ZM100 231V230H99ZM121 231V230H120ZM170 231V230H169ZM169 231H166V232H169ZM181 231H182V229H181ZM187 231V230H186ZM45 232V231H44ZM48 232V231H47ZM53 232V231H52ZM51 232V233H52ZM57 232V233H58ZM80 232V231H79ZM115 232H118V230L117 231H115ZM149 232H151V230H149ZM148 232V233H149ZM165 232V233H166ZM185 232V231H184ZM183 232V233H184ZM57 233H55V234H57ZM98 234L99 232H98V230H97V232H95V234ZM137 233V232H136ZM140 233H142V232H140ZM140 233H137V234H140ZM164 233V232H163ZM182 233V234H183ZM41 234H44L43 233V231H42V233ZM77 234V233H76ZM94 234V233H93ZM101 234V233H100ZM169 234V233H168ZM179 234H181L180 233V231H179V233H178V236H180V239H183V238H181V236L182 235H179ZM185 234V233H184ZM183 234V235H184ZM51 235H53V234H51ZM78 235V234H77ZM117 235V234H116ZM134 235V234H133ZM149 235H150V233H149ZM187 235V234H186ZM71 236V235H70ZM79 236V235H78ZM83 236V235H82ZM81 236V238L82 239H84L85 237H82ZM137 235H135V237L133 236V239L134 238H139V236H141V235H138L137 237H136ZM151 236H153V234L151 235ZM155 236V235H154ZM153 236V237H154ZM178 236H176V234H175V240H177V241H180V240H178L179 238H178ZM1 237V236H0ZM53 237H55L54 235H53ZM52 237V238H53ZM75 237V236H74ZM152 237V238H153ZM183 237V236H182ZM2 238V237H1ZM0 238V239H1ZM65 238V237H64ZM144 238H145V241H146V237H143V240H144ZM147 238L148 239H150L149 241H147V242H150V241H152L151 240V237L149 238L148 236H147ZM178 238V239H177ZM184 238H186V237H184ZM49 239V238H48ZM60 239H62V237L60 238ZM66 239V238H65ZM154 239L156 240V237H154ZM173 239V240H174ZM68 240V239H67ZM80 240V239H79ZM86 240V239H85ZM84 240V241H85ZM90 240V239H89ZM93 240V239H92ZM138 240V239H137ZM172 240V239H171ZM186 240V239H185ZM2 241V240H1ZM0 241V242H1ZM61 241H63V240H61ZM82 241V240H81ZM84 241H83V243H84ZM88 241V240H87ZM177 241H175V243L176 244H174V243H170V242H167V244H174V245H178V243H180V244H184V243H182V242H185V241H180V242H177ZM186 241H188V240H186ZM49 242V241H48ZM60 243V242H59ZM138 243H140V242H138ZM142 243H144V242H142ZM141 243V244H142ZM146 243V242H145ZM154 244H155V242H153ZM162 244L163 243H165V245L163 246V247H165L166 246V242L165 241H163L162 240V242H161ZM160 243V244H161ZM186 244H187V242H185ZM67 244V243H66ZM80 244V243H79ZM206 244V243H205ZM204 244V245H205ZM145 245H147V244H145ZM59 246H61V245H59ZM63 246V245H62ZM62 246L60 247V248H62ZM69 245L67 244V247H68ZM155 246H157V245H155ZM155 246L153 245V249H151L152 251L153 250H156L155 249ZM169 246V245H168ZM168 246H166L168 249L170 248V246L168 247ZM180 246V248H181V250L179 251V252H181V251H183L184 249L182 248V247H184L185 248V246H183V245H178V247ZM182 246V247H181ZM202 246V245H201ZM207 246H209L208 245V243H207ZM66 246H64L63 248H66L67 250H68V248H67ZM174 247H176V246H174ZM177 247V249H179ZM204 247H206V246H204ZM144 248V247H143ZM200 249L201 247H198V245H197V249ZM160 249V248H159ZM188 249H189V247H188ZM188 249L186 250L187 252H185V251H183L185 254L186 253H188L189 251H188ZM196 249V248H195ZM201 250V249H200ZM206 250V249H205ZM57 251H59V250H57ZM72 251H74V250H72ZM151 251V252H152ZM70 252V251H69ZM150 252V254H151V256H153V255H155L156 253H157V251H156V253L155 254H153L152 255V253ZM165 252V250L163 251V252H161V253H164ZM167 252V251H166ZM193 252H195V255H196V252H203V251H193ZM193 252H192V254H193ZM210 252H212V251H210ZM209 252V253H210ZM78 253V252H77ZM135 253V252H134ZM190 253V252H189ZM204 253H206V251L204 252ZM201 254V255H206V256H208V254ZM71 255V252L70 253H68L67 252V254H65V256H67V257H70V255ZM80 254V253H79ZM138 254H140V253H138ZM167 254H170L169 252L168 253H165V255H167ZM183 254V253H182ZM185 254H183L184 256H185ZM136 255H137V253H136ZM161 255V254H160ZM164 255V254H163ZM179 255V254H178ZM180 255H181V253H180ZM189 255L190 254H188L187 256L189 257ZM194 255V254H193ZM193 255H192V257H193ZM23 256V255H22ZM108 256H110V255H108ZM114 256H116V255H114ZM133 256V255H132ZM138 256H140V255H138ZM137 256V257H138ZM27 257V256H26ZM94 257V256H93ZM103 257V256H102ZM131 257V256H130ZM141 257V256H140ZM154 257V256H153ZM155 257H156V255H155ZM168 257H170L169 255H167L166 257H164V259L165 258H168ZM181 257V256H180ZM187 257V258H188ZM191 257V256H190ZM189 257V258H190ZM202 256H200V257H198V258H196V260L197 259H201V260H204V264L208 261V263H210V264H212L211 262H209V260H207L206 262H205V260L206 259H209V258H205V259H202L201 258ZM205 257V256H204ZM220 257V256H219ZM222 257H224V256H222ZM20 258H23V257H21V256H19V258H16V259H20ZM28 258H29V256H28ZM95 258V257H94ZM114 258V257H113ZM186 258V259H187ZM214 258V257H213ZM225 258V257H224ZM228 258H230V257H228ZM101 259V258H100ZM114 259H116V258H114ZM155 259H157V258H155ZM192 258H190V260H191ZM199 259V260H200ZM216 259H219V258H216ZM22 260H25V258H23ZM22 260H19L20 262H18L19 264L20 263H22ZM33 260H34V258H33ZM32 259H31V263L33 264V262H34V264H37L36 262H37V259L36 260H34L33 261ZM110 261L112 260V258L111 259H109ZM158 260H159V257H158ZM190 260H188V261H190ZM194 260V259H193ZM195 260V261H196ZM211 260V259H210ZM229 260V259H228ZM230 260H231V258H230ZM14 261H15V259H14ZM26 261H29V260H26ZM47 261H49V260H47ZM74 261H76V260H74ZM79 261H81V260H79ZM79 261H76V262H79ZM100 261V260H99ZM109 261V262H110ZM130 261V260H129ZM135 261H136V259H135ZM139 260H137L136 261V263L135 264H139V262H138ZM184 261H185V259H184ZM192 261V260H191ZM194 261V262H195ZM217 261H219V260H216V262L215 263H217ZM226 261V260H225ZM224 261V262H225ZM232 261V260H231ZM50 262H52V261H50ZM50 262H46L47 264L48 263H50ZM115 262V261H114ZM125 262H127V261H125ZM141 262V264H142V261H140ZM187 262V261H186ZM194 262H191V263H194ZM203 262V261H202ZM212 262H214V261H212ZM24 263H25V261H24ZM44 264V261L42 262V261H40L39 262V264ZM61 262H59V264H60ZM120 263V262H119ZM121 263H123V262H121ZM128 263V262H127ZM153 263L154 264H161L160 262H158L157 260L156 261H154L153 260ZM175 263H177L176 262V260H174V262L172 261V263L171 262H168L167 264H175ZM182 263H184V262H182ZM181 263V264H182ZM189 263V262H188ZM195 263H197L198 264V261H196ZM194 263V264H195ZM199 263H201L200 261H199ZM219 263V262H218ZM23 264V263H22ZM98 264V263H97ZM109 264H112V263H109ZM115 264V263H114ZM118 264V263H117ZM131 264H133V263H131ZM207 264V263H206ZM227 264V263H226Z\"/></svg>","mask_w":264,"mask_h":264}]
</instances>
